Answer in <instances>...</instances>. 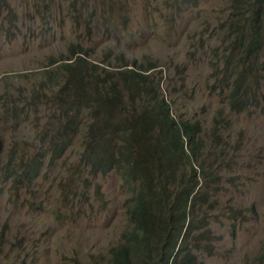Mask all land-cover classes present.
Returning <instances> with one entry per match:
<instances>
[{
	"label": "rangeland",
	"instance_id": "rangeland-1",
	"mask_svg": "<svg viewBox=\"0 0 264 264\" xmlns=\"http://www.w3.org/2000/svg\"><path fill=\"white\" fill-rule=\"evenodd\" d=\"M231 11L229 0H0V264H112L110 248L129 228L127 186L116 172H87L81 133L34 175L29 159L48 144L33 134L62 114L54 86L40 120L33 108L24 122L10 117L13 106L46 88L39 87L45 71L56 70L49 61L68 58L71 44L114 72L134 59L145 69L152 64L162 74L155 90L174 114L200 121L192 218L204 219L209 239H191L196 264H264V79L257 104L231 109V89L217 83L230 81L228 64L210 69L215 58L206 54L227 34ZM98 117L85 110L87 122Z\"/></svg>",
	"mask_w": 264,
	"mask_h": 264
},
{
	"label": "trees",
	"instance_id": "trees-1",
	"mask_svg": "<svg viewBox=\"0 0 264 264\" xmlns=\"http://www.w3.org/2000/svg\"><path fill=\"white\" fill-rule=\"evenodd\" d=\"M229 1L228 32L220 43L206 45V54L215 58L210 69L215 62L228 64L225 69L231 79L228 83L226 78L217 80L218 87L230 88L227 106L243 111L259 102L264 79V0ZM228 48L234 53H228ZM87 54L80 44H71L68 58L49 61L56 70L45 71L39 87L46 88L33 91L23 106H13L11 118L24 122L33 108L38 121L42 106L50 104L46 90L55 87L62 114L47 117L33 134L38 143L48 144L46 151L29 159L34 175L42 171L45 161L49 166L61 157L81 133L79 156L86 161L87 172L93 177L116 172L130 193L126 206L129 228L110 248L112 264H177L180 260L196 264L191 239H209L204 219L195 222L192 218L199 188L194 161L198 159L200 121L174 114L167 98L155 90L162 74L152 64L145 69L134 59L114 72L115 68L87 60ZM87 108L99 113L94 122L85 120ZM82 122L87 123L83 131ZM218 128L214 118L211 134ZM16 173L18 179L30 177ZM201 227L204 232H198Z\"/></svg>",
	"mask_w": 264,
	"mask_h": 264
},
{
	"label": "water",
	"instance_id": "water-1",
	"mask_svg": "<svg viewBox=\"0 0 264 264\" xmlns=\"http://www.w3.org/2000/svg\"><path fill=\"white\" fill-rule=\"evenodd\" d=\"M2 151H3V142H2V140L0 139V154L2 153Z\"/></svg>",
	"mask_w": 264,
	"mask_h": 264
},
{
	"label": "clouds",
	"instance_id": "clouds-1",
	"mask_svg": "<svg viewBox=\"0 0 264 264\" xmlns=\"http://www.w3.org/2000/svg\"><path fill=\"white\" fill-rule=\"evenodd\" d=\"M2 140V139H1ZM3 142V141H2ZM3 149H4V143H3ZM3 152V151H2ZM2 154V153H1ZM1 154H0V156H1Z\"/></svg>",
	"mask_w": 264,
	"mask_h": 264
}]
</instances>
